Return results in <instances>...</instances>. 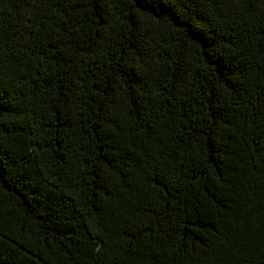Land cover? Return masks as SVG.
<instances>
[{"label": "trees", "instance_id": "obj_1", "mask_svg": "<svg viewBox=\"0 0 264 264\" xmlns=\"http://www.w3.org/2000/svg\"><path fill=\"white\" fill-rule=\"evenodd\" d=\"M0 264H264V0H0Z\"/></svg>", "mask_w": 264, "mask_h": 264}]
</instances>
